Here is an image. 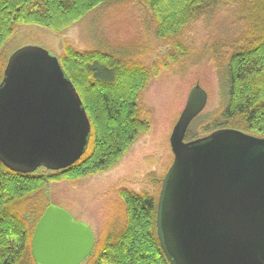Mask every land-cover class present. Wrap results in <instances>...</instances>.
Returning a JSON list of instances; mask_svg holds the SVG:
<instances>
[{
	"label": "water",
	"instance_id": "obj_1",
	"mask_svg": "<svg viewBox=\"0 0 264 264\" xmlns=\"http://www.w3.org/2000/svg\"><path fill=\"white\" fill-rule=\"evenodd\" d=\"M208 101L196 84L174 126V161L158 198L157 232L171 264H264V137L220 128L186 140ZM91 122L57 56L27 45L0 84V160L30 173L64 169L84 153ZM94 231L50 204L32 237L39 264H81Z\"/></svg>",
	"mask_w": 264,
	"mask_h": 264
},
{
	"label": "trees",
	"instance_id": "obj_2",
	"mask_svg": "<svg viewBox=\"0 0 264 264\" xmlns=\"http://www.w3.org/2000/svg\"><path fill=\"white\" fill-rule=\"evenodd\" d=\"M110 0H0V53L19 24L60 32ZM151 11L158 38L174 37L196 17L211 20L224 6L250 1L256 32L236 48L222 69L226 105L207 132L235 128L264 137V0H141ZM119 49L78 51L69 46L60 58L77 88L91 122L88 144L72 165L50 174L19 172L0 160V264H39L32 237L45 207L38 199L54 180H77L112 168L149 123L138 116L139 92L151 69ZM5 66L0 61V84ZM197 138L188 130L186 140ZM42 168V167H41ZM126 220L98 240L88 264H171L157 232L158 197L127 188L120 191ZM41 207V209H40ZM85 260V261H86Z\"/></svg>",
	"mask_w": 264,
	"mask_h": 264
},
{
	"label": "rangeland",
	"instance_id": "obj_3",
	"mask_svg": "<svg viewBox=\"0 0 264 264\" xmlns=\"http://www.w3.org/2000/svg\"><path fill=\"white\" fill-rule=\"evenodd\" d=\"M258 12L250 1L231 3L211 20L196 17L180 34L163 39L156 36L151 11L141 0H110L60 32L35 24L17 25L0 53L5 67L13 52L23 46L44 47L59 60L71 46L78 51L119 49L128 56L125 60H139L152 71L138 100V116L149 123V129L137 136L109 170L77 180L51 181L27 206L41 199L45 207L65 208L87 224L98 240L110 228L125 223L123 188L159 198L174 161L171 134L190 90L200 84L208 94L206 107L189 127L199 138L211 133L205 127L225 108L222 69L232 52L256 32ZM52 171L40 167L36 172Z\"/></svg>",
	"mask_w": 264,
	"mask_h": 264
}]
</instances>
